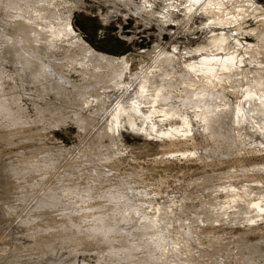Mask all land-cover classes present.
I'll return each instance as SVG.
<instances>
[{
    "label": "rangeland",
    "instance_id": "1",
    "mask_svg": "<svg viewBox=\"0 0 264 264\" xmlns=\"http://www.w3.org/2000/svg\"><path fill=\"white\" fill-rule=\"evenodd\" d=\"M191 1L147 0L151 9L139 14L143 0H63L38 11L22 5L44 26L71 19L73 39L116 59L115 69L129 61L130 86L145 75L155 97L189 115L193 137L175 139L136 131L126 117L109 130L106 99L98 101L104 92L88 88L113 72L85 74L70 40L52 50L40 34L47 46L38 51L54 62L57 79L25 68L4 37L17 31L0 5V264H264V216L251 209L252 190L264 196V150L235 118L242 88L264 82V0H255L258 14L235 10L238 21H229L241 30L232 35L226 27L225 42L214 14L191 17ZM171 5L178 9L165 23L161 14ZM201 48L243 56V65L207 81L184 58ZM151 53L171 54L176 70L156 67Z\"/></svg>",
    "mask_w": 264,
    "mask_h": 264
},
{
    "label": "bare ground",
    "instance_id": "2",
    "mask_svg": "<svg viewBox=\"0 0 264 264\" xmlns=\"http://www.w3.org/2000/svg\"><path fill=\"white\" fill-rule=\"evenodd\" d=\"M59 1H63V0H0V5H2L4 10L9 11L11 13L12 23L13 25H16L15 27L17 31V36L15 39H12L7 35H5L4 37H6L7 43L9 41H13V43L15 42V44H13L14 47L16 45L15 53L17 54V57L21 61L22 65L28 66L29 70L31 69L34 70L35 71L34 74H36L37 67H40L39 69H41V73L42 71L46 72L47 74L51 75L49 77L52 78V76H54L55 77L54 79H57L55 75L56 72L58 71L57 70H55L56 72L54 71L53 68L54 62L52 63L51 61L46 59H45L46 61L45 60L43 61L38 51L40 46L44 44L41 42L42 38L40 34L42 33L46 35L49 46H47L46 43L44 44V46L46 45L48 49L51 48L52 50L54 49L56 50L57 45L60 43L62 44V41L70 40L69 41L70 47H74L75 49H78L80 51V58L77 60V62L79 66L82 68V70L86 72L85 74L87 75L91 74L90 69L95 71L110 69L113 72L112 73L113 77L108 83L100 80L96 84H91L88 88L89 91H93V92L95 91L97 94H99L100 91H102V93L104 92L103 93L104 99H100L98 101H101L103 103L104 100L106 99V103H105L106 106L105 108L103 107L102 108L104 111H107V109L110 110V112L107 114L108 118L106 117L107 123L109 124V126L106 127H109V130L113 132L115 128L120 127L123 123L122 119L123 118L125 119L126 117L128 119L129 125L133 129H135L136 131L145 132V134L154 136L156 138L158 137L161 139H166V138L175 139V137L177 136H182L186 138L193 137L194 129H193V124L189 119V115L187 113L180 115V113L177 110H175L172 106H168L167 104H164L167 103L165 101L167 100L165 99V97H155L153 95L154 92L151 91L152 86L148 85L150 81L147 80L145 75L143 76L141 82L136 83L134 86H130L129 83L126 82L129 79H131L133 76H135L133 75L131 69L129 68V61H123L124 63H122V66L119 67V69H115L114 65L115 62H117L116 59L104 53L98 52L80 38L73 39L75 37V31L71 24V19H68V17L64 18L62 15H60L58 16V19L55 21L57 22L59 20L57 23H55L54 21H47V25L44 26L42 23H38L35 19L31 17H26L25 15L26 10L22 6V5H26L31 10L32 9L37 10V9H42L47 5L55 6L54 3H58ZM117 1L123 2L127 0H117ZM150 7L151 5L149 4V2H147V0H143V7L141 6L137 7L136 13L139 14L142 12H147ZM243 8L248 16L253 15L254 12L258 14L262 10L261 6L258 5V3L255 2V0H203V2L202 0H193L190 2L187 11L190 13L191 17L192 15L194 16L202 13H204V15L214 14L216 18V21L214 22L215 25H219V27H221L223 30H225L226 27H229L230 29L233 30L232 35H235L239 30H241L240 24L231 21L234 19V17L235 20L238 21L237 16L239 15L235 14V10L239 11ZM170 9L177 10L178 8L172 5L170 6V8L167 7L165 8V14H161V17L164 19L163 22L165 23L169 20L171 16ZM116 17H117V13L116 11H114L109 20L114 21ZM229 19H231V21H229ZM230 33H231L230 31L227 32L226 30L222 32L221 41L223 42L227 41L225 37L229 36ZM147 57H149L148 59H152V60L154 58L155 61L154 64L156 67L158 66L159 68L160 65L159 63H161L162 65H167L168 67H170L169 69H171L172 72L176 70L178 65L177 61L175 60V58L171 56V54L168 55V54L160 53L157 56L151 53L150 55L147 54ZM184 58L190 59L189 60L190 64L187 65V69L191 70V72L195 75L202 74L205 77V79L210 82L211 79L214 78L215 72L226 71L227 69H231V64H236L241 66L243 65V61H244L243 56H241L240 58L239 57L235 58L233 56L227 55L224 58L223 54L217 53V51L209 50L208 48H201L196 50L195 52L185 53ZM238 58L240 59L239 63L237 62ZM65 60L67 61V63L69 62V64L70 62H72L69 61L67 58ZM125 60H130V58H126ZM257 64L260 65L259 61L257 62ZM153 65L147 67L146 72L152 73ZM167 70L168 69H165V71ZM40 75L42 76V74ZM59 78L60 79L58 80H61L63 83H65L64 78L61 77ZM98 78L99 77L95 76V79ZM137 78H138L137 81L141 79L139 76H137ZM61 81H59L60 84H62ZM66 81L68 84V80ZM59 82L55 81V83H58V86H60ZM73 88L76 89V87ZM242 89L243 90L241 91V103L238 107L239 116H236L235 118L236 120L239 121V123L244 125L246 130H250L251 132H253L254 145L260 147L261 151H263L264 150V82L256 83L255 79H253V81H251L249 84H246V87ZM81 93L82 92H80V94ZM212 96L213 95H211V97ZM3 109L5 111V106ZM182 116H184V119L182 120L183 124L177 123V125H175L176 124L174 123L175 120ZM226 116H231V113L227 111ZM138 121H140L141 125H138L136 123ZM208 125L210 124L208 123ZM255 140L257 145L255 144ZM256 188H258V186ZM245 189L248 190L247 187H245ZM256 190L257 189L255 188L254 190H252V192L255 193V197H253V199L251 200V204L253 205L251 209H254L260 217V216H264V196L262 195V193L261 195H259L256 192ZM248 207L250 208V206ZM161 211H163V209ZM175 213L176 210L173 211V214ZM243 213L245 212H238V214H243ZM173 214L171 215L173 216ZM176 214L175 216H178V214L177 215ZM160 215H162V213ZM97 221L99 222L100 220ZM95 232H97V230H95Z\"/></svg>",
    "mask_w": 264,
    "mask_h": 264
}]
</instances>
